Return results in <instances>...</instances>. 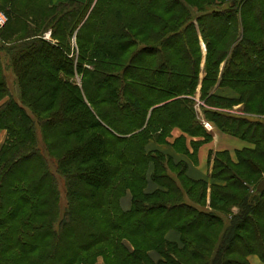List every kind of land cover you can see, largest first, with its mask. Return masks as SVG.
Instances as JSON below:
<instances>
[{
    "label": "trees",
    "instance_id": "16d2710c",
    "mask_svg": "<svg viewBox=\"0 0 264 264\" xmlns=\"http://www.w3.org/2000/svg\"><path fill=\"white\" fill-rule=\"evenodd\" d=\"M51 1L0 0V264L264 262V0ZM198 110L250 146L194 179Z\"/></svg>",
    "mask_w": 264,
    "mask_h": 264
},
{
    "label": "crops",
    "instance_id": "0c3cea01",
    "mask_svg": "<svg viewBox=\"0 0 264 264\" xmlns=\"http://www.w3.org/2000/svg\"><path fill=\"white\" fill-rule=\"evenodd\" d=\"M198 90H199V86L197 88L196 98L198 97V94H199ZM226 94H230L229 91H227ZM198 111H199L198 112L199 118L200 119L204 118L200 110ZM210 133H211L210 140L199 145L194 158L190 156L185 157V161L188 165L187 174L191 178H194V179L207 178L211 170L213 160L218 153L220 152L228 153V155H230V158L234 159L235 151L240 150L244 147L250 146L244 140H241L235 136L223 133L219 131L218 129H216L215 127H213L210 130ZM179 134H180V131L178 129L172 130L173 138L178 136ZM193 139L198 140L199 138H193ZM162 147L164 149L168 148V146H164V145ZM123 200L129 201V204L127 207L122 206ZM120 206L124 210L129 208L130 194L128 192L124 196H122V198L120 199ZM97 264H103L102 260L99 259ZM248 264H261V263H259L257 259L252 258V262L248 261Z\"/></svg>",
    "mask_w": 264,
    "mask_h": 264
},
{
    "label": "rangeland",
    "instance_id": "374dc122",
    "mask_svg": "<svg viewBox=\"0 0 264 264\" xmlns=\"http://www.w3.org/2000/svg\"><path fill=\"white\" fill-rule=\"evenodd\" d=\"M56 2H50L52 4H56L60 1H63L65 2L66 0H54ZM0 12H4L3 10H0ZM11 23H12V20H10L3 28H2V34L7 32V30L10 28L11 26ZM44 37L46 39H50V31L49 30H46L44 33H43ZM17 36L13 33H8L7 35L3 36L0 38V45H3V46H9L11 44L14 43L13 39H15ZM4 40H3V39ZM74 43V38H72V44ZM203 47V45H202ZM2 62L5 63V58L2 56ZM5 66V65H4ZM36 69H32V71H30V75L34 76L36 75ZM4 76H5V80H6V83H7V86H8V91H9V94L6 95L5 97H3V99L0 101V104L5 101L6 99L8 98H13L14 100L16 101H19V91H18V87H17V84H16V79H15V75L12 71V69L10 67H6L4 68ZM198 98V97H197ZM238 105H235L230 111L233 112V114H237V115H240L242 114V109H241V105L239 104V106L237 107ZM245 114V113H244ZM248 114V113H247ZM249 115V114H248ZM255 116H259V115H256V114H253ZM4 136H5V132L4 131H0V144L1 142L3 141L4 139ZM225 161V160H223ZM224 163V162H223ZM227 163V162H226ZM61 185V184H60ZM61 189V188H60ZM129 204V201L128 200H123L122 202V206L123 207H127ZM252 258H255L257 259V261H259V263L261 264H264L259 258L257 255H254V254H251L248 256V261L252 262Z\"/></svg>",
    "mask_w": 264,
    "mask_h": 264
},
{
    "label": "built area",
    "instance_id": "2783aa9c",
    "mask_svg": "<svg viewBox=\"0 0 264 264\" xmlns=\"http://www.w3.org/2000/svg\"><path fill=\"white\" fill-rule=\"evenodd\" d=\"M6 22V16L4 15V13L0 12V27ZM201 122L204 126V128H206L207 130H211L212 129V125L210 124V122H208L205 119H201Z\"/></svg>",
    "mask_w": 264,
    "mask_h": 264
},
{
    "label": "water",
    "instance_id": "95a60500",
    "mask_svg": "<svg viewBox=\"0 0 264 264\" xmlns=\"http://www.w3.org/2000/svg\"><path fill=\"white\" fill-rule=\"evenodd\" d=\"M264 190V180H261L257 185H256V191L257 192H262Z\"/></svg>",
    "mask_w": 264,
    "mask_h": 264
}]
</instances>
